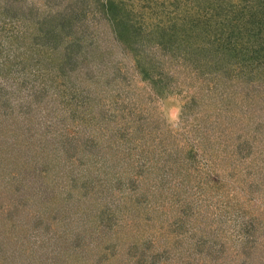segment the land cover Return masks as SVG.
Segmentation results:
<instances>
[{"label":"rangeland","instance_id":"rangeland-1","mask_svg":"<svg viewBox=\"0 0 264 264\" xmlns=\"http://www.w3.org/2000/svg\"><path fill=\"white\" fill-rule=\"evenodd\" d=\"M161 1L156 2V19L173 22L177 18L175 12L179 3L165 0L160 6ZM230 1L232 10L227 6L229 15L225 20L235 16L236 10L237 18L246 22V14H250L248 8L253 12L249 1ZM207 5L215 11L217 1L210 0ZM257 17L264 20L260 13ZM201 19L204 23L205 18ZM223 44L229 48L227 43ZM3 46H9L6 39H3ZM12 46L15 50L11 49L10 53L6 50L0 53V58L16 56L14 62L4 57L6 63L0 66V97L7 98L13 113L24 108L23 111H32L33 117L46 119L45 112L50 110L51 118L56 119L48 117L49 125L40 124L38 129H31L28 138L15 150L20 163L13 168L10 166L9 171L12 160L9 161L6 174L5 168L0 174V238L4 239V248L17 249H13V254L8 250L7 253L0 251V264H90L96 256L94 264L103 253L104 259L99 264H187L193 259L194 243L201 239L199 232L204 229L211 230V233L202 234L204 238L211 237L212 232L219 233L217 236L229 246L231 255L233 249H239L244 241H257L255 257L244 263L264 264V182L260 189L254 190L260 192L258 195L254 192L246 194L251 189L246 185L245 174L235 172L233 175L215 165L213 161L217 160L210 157L213 153L211 150L202 151L200 145L204 142L198 141L196 134L200 127L207 125L201 121L208 117L206 111L218 109L212 112L216 114L223 112L224 107L228 114L240 115L249 122L250 128L256 130L259 116L264 117V67L263 71H250L247 66L240 74V68L244 67L234 66L231 82H227L226 73L219 75V81L208 78L202 81V59L197 58V65L190 71L191 78L183 77L194 65L191 61L196 52L194 54L190 49L189 53L193 52L194 56L181 70L183 74L177 73V83L183 84L180 85L181 91L165 92L166 95L153 102L148 100L145 88L140 107L135 103L132 106L136 107L135 111L124 110L121 118L124 121L139 119L143 106L150 115L158 114L161 119L156 121V128L161 126L159 130L167 137L163 143L160 140L163 136L157 137L151 132V126L144 124L147 134L151 132L148 136L152 141L147 139L142 146L136 147L129 159L123 155V146L117 147L122 155L112 153L110 148L109 140L118 120L109 112L100 113V108H111L116 103L108 100L112 92L101 97L104 107L96 97L97 90L90 95L89 98L93 99L90 102L70 99L73 93L64 91V85H59L64 78L55 73L57 66L52 68L53 72L44 67L39 76H34L33 71L38 68L34 62L39 56L36 48L33 45L25 47L22 54L23 50L18 49L16 42ZM240 46L243 54L249 55L254 45ZM16 58L20 60L18 63ZM250 62L254 65L256 61L250 59ZM178 67H181L180 62ZM235 69L239 71L237 76L233 73ZM140 78L138 75L139 86L143 82ZM79 79L71 74L66 82L69 86L72 82L78 85ZM40 86L46 89V93L39 101L38 95L35 97L32 91L42 90ZM99 88H104L102 83ZM27 96L35 98L42 107L31 103L32 110ZM227 105L239 106V112L244 111L231 114ZM248 112H252L251 117L246 116ZM56 120L58 123L53 126ZM62 120L66 123L65 128L71 130L68 133L59 131ZM175 129L179 130L176 131L177 142L171 132ZM17 136L0 128V145L5 148V142ZM218 138L221 140L222 137ZM38 147L40 149L36 150ZM175 147H181L187 154L177 163L175 159L173 161L178 164L179 173L171 165L177 151ZM221 149L228 153L225 146L221 145ZM240 165L246 166V163ZM4 183H7L6 187ZM65 185L70 188V201L62 200L65 193L57 191V186ZM89 186L90 191H85ZM26 196H32L34 201ZM236 203L244 205L248 211ZM14 207L19 208L13 211ZM251 221L257 222L255 229H252ZM111 244L116 245L111 247ZM226 254L223 262L218 257L219 264H231L233 259L229 251ZM11 257L17 258L11 261ZM207 258L213 259L211 254H207Z\"/></svg>","mask_w":264,"mask_h":264},{"label":"trees","instance_id":"trees-1","mask_svg":"<svg viewBox=\"0 0 264 264\" xmlns=\"http://www.w3.org/2000/svg\"><path fill=\"white\" fill-rule=\"evenodd\" d=\"M164 1L158 4L161 6ZM209 1L174 0V2L179 3L177 12H175L177 18H174L173 22L166 23L163 20L156 19L154 15L155 10L157 11L155 8H158L156 5L157 0H0V53L4 50L9 53L11 49L15 50L12 46L14 42L18 44L19 50H23L22 54L25 53V47L33 45L36 52L39 53L34 62L38 68L33 71V75L39 76L44 67L50 70L48 72H53L52 68L57 66L58 71L56 70L55 73L64 78L63 81L61 79L59 85L65 86V83L67 84L66 87L63 86V89L73 93L69 97L70 99L78 98L90 102L93 100L89 98L90 95L93 94L94 90H97L96 97L99 98L100 104H102L101 97L112 92L111 99L108 100L116 103L111 108H100V113L106 114L105 112H109L113 118L118 120L109 140L112 153L122 155L117 147L123 146L125 149L122 150L123 155L130 159L132 157L130 155L136 151V147L142 146L143 142L150 139L148 135L151 132L156 134L157 137L163 136V132L159 130L161 126L156 128V121L160 118L157 116L158 114L154 115L153 113L150 115L146 107L143 106V112H141L143 114L140 115L141 113H139L138 117L140 118L135 120L129 118L124 121L121 119L124 110L129 113H131V110L135 111L136 107L132 108L136 105L135 103H138V107H140L142 93L145 88L148 90V92H145L148 100L153 102L166 95L165 92L177 91V89L181 91L182 87L180 85L183 84L177 83L179 81L177 73L178 75L183 74L181 70L191 61V56H194L195 52V59L191 61L194 65L189 68V71L183 77L191 78L190 71L197 65L195 63L197 58L202 59V81H205L206 78L211 79V81H219V75L228 74L229 76L226 75L228 77L226 79H229L227 82H231L233 80L231 76L232 69H234V66L240 68V65L244 67L240 68V74L247 66L250 71H263L264 20L260 21L257 15L260 13V16H264V0H248V4L254 13H251L248 8L250 14H246L248 16L246 22L237 18L238 11L236 10L235 16H232L230 20H225V17L227 18L229 15L227 6L232 10L230 0H216L215 11H212L207 5ZM197 2L199 3L198 6H196ZM194 8L195 10H193ZM161 11H164V9ZM151 15H153L152 19L150 18ZM202 17L205 18L206 23L205 21L202 22ZM232 37H235L238 41L233 40ZM3 39L9 42L8 47L3 46ZM223 43H227L229 48L223 46ZM194 44H196L195 47ZM240 44L242 47H244V44L248 47L253 44L251 53L244 55ZM190 49L194 51V54H192L193 52L189 53ZM4 57L14 62L16 56L12 59L9 55ZM4 57L0 58L1 61L3 60V62L0 61V66L6 63ZM250 59L256 61L254 65L250 62ZM239 60L240 64L238 65ZM18 61L20 60L16 58V63ZM179 62L181 67L177 68ZM227 67L228 69H225ZM239 68L237 69L239 70ZM215 69H217V72ZM237 69L233 72L235 76L239 73ZM71 74L80 78L78 85L77 82H72L69 86L66 82ZM138 75L143 80L140 86L138 85L140 82L137 79ZM100 83L104 88H99ZM92 85L94 86L92 87ZM40 88L42 90L35 89L32 91L36 94L35 97L38 95L39 101L46 93L44 87L40 86ZM27 101L32 110L34 107L31 106V103L40 106L35 98L28 97ZM104 105L103 103V107ZM227 106H229L231 114H238L239 106ZM9 107L7 98L1 96L0 128H6L13 136L17 134L18 136L7 140L4 144L5 148L0 145V174H2L4 168L6 174L7 165L10 164L8 169L10 171V166L13 168V166L15 167L20 163V157L15 151L19 144L28 138L27 134L31 129H38L40 124L47 125L50 122L48 117L51 118L52 116L50 110H47L45 112L47 117L45 118L48 120L37 119L31 115L32 111L29 113V110L23 111V108L13 113ZM216 111L212 108V112L215 113ZM242 111L244 110H240V112ZM212 112L206 111L208 117L203 118L201 121L207 125L203 128L200 127L199 133H196L199 136L198 141L204 142L200 145L202 151L211 150L213 154L210 157L217 160L215 162L212 160L213 163L219 165L227 173L233 175L235 172L237 174L239 172L244 173L247 179L246 185L251 189L246 194L254 192L258 195L260 192L254 190L260 189L264 182V140H262L264 117L259 116L260 121L258 126H255L256 130H254V128H250L249 122L240 115L235 117L228 114L229 111L226 107L223 108V112L213 113L214 116ZM100 113L99 115L102 117ZM251 115L252 112L251 114L248 112L246 116L251 117ZM60 122L59 131H66L65 133L71 131L65 128L67 126L64 120ZM57 123L56 120L53 126H56ZM144 124L151 126L150 133L147 134L148 130H146ZM152 127H154L153 131ZM52 130L56 132L54 127ZM176 131L179 132L178 129L171 132L176 136L173 138L177 142ZM2 135L5 136L3 133ZM219 136L222 137L221 140L218 138ZM6 137L12 136L6 135ZM161 138L160 140H163V143L167 139L166 136ZM104 139L107 141L106 138ZM178 139V141H181L182 136ZM206 139L209 140L205 141ZM160 140L157 141L158 145L161 144ZM213 144L215 146H212ZM221 145L228 149V153L221 149ZM215 147L217 148L215 149ZM254 148H256V151ZM38 149L40 147L36 148V150ZM174 149H177V147ZM183 151L184 149L179 147L174 153L175 158L171 159V165L173 169H177L178 173V164H174L173 161L175 159L177 163L183 156H186L187 154ZM2 160H5V162ZM11 160L12 162L9 163ZM241 162H245L246 166L240 165ZM93 167L95 168V166ZM86 169H88V172L90 171L89 167ZM6 185L7 183H4V187ZM90 189L91 186L85 191H90ZM69 190L70 188H66V185L64 187L57 186L58 193H65L62 198L64 201H70ZM29 197L26 196L27 199L33 200L32 196ZM17 205H20V203ZM236 205L241 208L244 207L241 204L236 203ZM18 208L14 207L13 211H17ZM245 209L248 211L247 208ZM251 224L252 229H255L257 222L251 221ZM207 232L211 233V230L204 229V231L199 232L201 239L194 243L196 252L193 259L186 262L187 264H219L218 257L221 259L220 262H223L227 251L231 255V251L228 250L229 246L217 236L219 233L212 232L211 237L206 236L204 238L202 234L204 235ZM3 240V237L0 238V251L7 253L8 250L13 254V249H17L14 247L11 250L7 247L4 248ZM256 243L257 241L247 240L242 243L239 249L232 248L234 253L231 255L233 260L230 263L245 264L244 262H247L248 259L254 258L257 252V249H255ZM114 245L116 244L110 246L113 247ZM104 254H99L98 262L94 264H99L104 259ZM207 254H211L213 259H208ZM15 258L17 257H11V261H14ZM94 259L90 264L96 261Z\"/></svg>","mask_w":264,"mask_h":264}]
</instances>
